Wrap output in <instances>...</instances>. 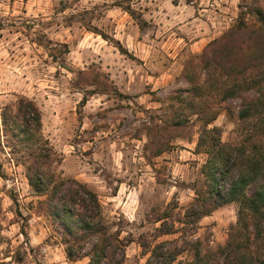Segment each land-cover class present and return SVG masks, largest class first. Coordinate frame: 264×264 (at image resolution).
Returning a JSON list of instances; mask_svg holds the SVG:
<instances>
[{
	"label": "rangeland",
	"instance_id": "1",
	"mask_svg": "<svg viewBox=\"0 0 264 264\" xmlns=\"http://www.w3.org/2000/svg\"><path fill=\"white\" fill-rule=\"evenodd\" d=\"M257 4L264 8V0H0V112L20 97L39 106L57 178L93 189L124 240L102 264H167L170 252L171 264L224 263L219 249L239 203L186 216L207 189L208 154L197 150L204 124L196 113L176 128L171 117L190 88L188 67L241 18L253 23L248 7ZM242 102H222L209 125L225 144L247 146L256 133L261 116L240 120ZM21 156L0 149V264H88L67 258ZM162 224L172 232L162 235Z\"/></svg>",
	"mask_w": 264,
	"mask_h": 264
},
{
	"label": "trees",
	"instance_id": "2",
	"mask_svg": "<svg viewBox=\"0 0 264 264\" xmlns=\"http://www.w3.org/2000/svg\"><path fill=\"white\" fill-rule=\"evenodd\" d=\"M248 13L255 17L253 23L241 18L210 43L192 66L194 72L188 67L190 88L184 90L186 96L178 98L183 108L171 117L176 128L196 113L204 124L197 150L208 154L203 165L207 189L197 194L186 216L196 220L227 203H239L238 222L228 243L219 249L223 264H264V8L253 5ZM199 68L205 76L201 82ZM228 99H242L240 120L261 116L247 146L225 144L220 128L209 127L222 108L220 104ZM86 102L84 96L81 103ZM42 125V111L34 101L20 97L5 104L0 112V149L9 148L11 154L30 159L21 164L26 166L30 187L42 197L38 209L57 228L69 260L88 256V264H102L115 258L123 251L124 240L110 232L93 189L75 178H57L54 165L60 158L43 135ZM1 230L0 207V242ZM160 230L162 235L172 232L164 224ZM167 243L158 244L153 253L161 256L159 248ZM249 243L255 248L251 254ZM88 246L90 251H86ZM174 260L175 254L170 252L167 264ZM203 260L198 256L194 264H204Z\"/></svg>",
	"mask_w": 264,
	"mask_h": 264
}]
</instances>
